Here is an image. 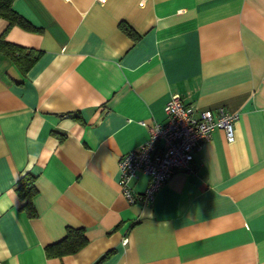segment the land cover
Wrapping results in <instances>:
<instances>
[{
    "label": "crops",
    "instance_id": "1",
    "mask_svg": "<svg viewBox=\"0 0 264 264\" xmlns=\"http://www.w3.org/2000/svg\"><path fill=\"white\" fill-rule=\"evenodd\" d=\"M12 7L35 29L0 17V34L41 54L23 71L0 52V264H264V0ZM60 56L75 84L52 95ZM172 93L195 113H235L233 139L214 128L192 171L175 170L149 204L129 203L118 157L165 119ZM26 172L31 217L15 190ZM68 227L85 244L46 256Z\"/></svg>",
    "mask_w": 264,
    "mask_h": 264
},
{
    "label": "built area",
    "instance_id": "2",
    "mask_svg": "<svg viewBox=\"0 0 264 264\" xmlns=\"http://www.w3.org/2000/svg\"><path fill=\"white\" fill-rule=\"evenodd\" d=\"M235 113L223 108L214 113L183 103L178 93H172L165 103V119L148 125L147 138L134 149L118 157V184L129 203L149 204L171 174L181 169L192 171L195 152L207 141L214 128L224 130L233 139ZM140 175L147 181L142 190H134L132 183ZM126 242V238L123 239Z\"/></svg>",
    "mask_w": 264,
    "mask_h": 264
},
{
    "label": "trees",
    "instance_id": "3",
    "mask_svg": "<svg viewBox=\"0 0 264 264\" xmlns=\"http://www.w3.org/2000/svg\"><path fill=\"white\" fill-rule=\"evenodd\" d=\"M12 1L13 0H0V17L8 20V26L6 29L13 24L20 25L26 29H35V27H33L29 21H27L13 9ZM120 26L127 34L133 35V31L129 26L125 25L124 23H121ZM6 29L0 34V52L11 57L23 71H26L39 57L41 50L25 47L23 45L6 40ZM34 181L35 175L31 172H26L15 185L17 195L21 199H24L21 208L29 217L36 214L32 203V196L37 191ZM85 242L86 237L83 234L82 228L68 227L66 229L65 235L61 239L45 245V255L59 256L66 253H72L83 246ZM106 254H108V252Z\"/></svg>",
    "mask_w": 264,
    "mask_h": 264
},
{
    "label": "clouds",
    "instance_id": "4",
    "mask_svg": "<svg viewBox=\"0 0 264 264\" xmlns=\"http://www.w3.org/2000/svg\"><path fill=\"white\" fill-rule=\"evenodd\" d=\"M115 55H117V53H113V56ZM58 58L61 60V63L58 64L57 67L63 68V72L62 75L55 80V82L51 85L49 89L52 95H55L57 93V89H59L61 93L70 92L75 84L74 78L68 72L67 68L64 67L69 58L67 56H60ZM40 79L41 78L38 76L33 80L34 87L40 88Z\"/></svg>",
    "mask_w": 264,
    "mask_h": 264
}]
</instances>
